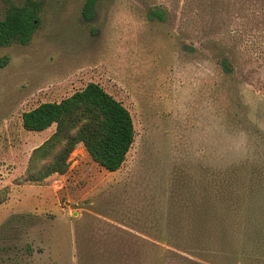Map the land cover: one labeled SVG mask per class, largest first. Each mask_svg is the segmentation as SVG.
Wrapping results in <instances>:
<instances>
[{"label":"rangeland","instance_id":"1","mask_svg":"<svg viewBox=\"0 0 264 264\" xmlns=\"http://www.w3.org/2000/svg\"><path fill=\"white\" fill-rule=\"evenodd\" d=\"M33 1L31 41L0 47V264H264V0ZM89 83L131 115L123 165L80 144L30 180L55 126L22 114Z\"/></svg>","mask_w":264,"mask_h":264},{"label":"trees","instance_id":"2","mask_svg":"<svg viewBox=\"0 0 264 264\" xmlns=\"http://www.w3.org/2000/svg\"><path fill=\"white\" fill-rule=\"evenodd\" d=\"M95 0H86L83 16L90 19ZM161 17L160 12H154ZM37 6L25 0L20 7L9 4L0 21V47L26 46L38 28ZM222 69L229 72L226 60ZM25 131L40 133L51 126L55 131L32 150L27 177L42 181L53 174L64 175L68 159L77 145H82L90 159L109 173L123 165L134 142V127L128 110L98 84L89 83L59 103H43L21 116ZM45 162V163H44ZM40 169L35 172L38 164Z\"/></svg>","mask_w":264,"mask_h":264}]
</instances>
